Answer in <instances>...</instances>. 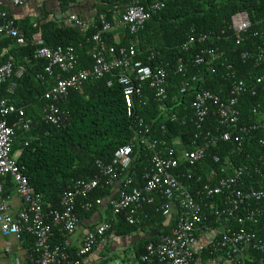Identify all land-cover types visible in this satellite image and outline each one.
I'll return each mask as SVG.
<instances>
[{
	"label": "built area",
	"instance_id": "obj_1",
	"mask_svg": "<svg viewBox=\"0 0 264 264\" xmlns=\"http://www.w3.org/2000/svg\"><path fill=\"white\" fill-rule=\"evenodd\" d=\"M4 2L0 0V38L12 37L22 44L23 37L7 6L23 5L24 0ZM111 2L117 15L112 22L97 11L86 23L73 13L57 14V19L76 27L94 28L85 39L90 42L87 67L78 66L70 44L36 47L18 63H13L9 47H1L0 56L7 54V58L0 64V83L20 77L32 60L44 61L36 73L44 82L40 96L43 121L56 127L64 123L69 111L61 104L69 91L81 93L86 82L105 75L119 84L129 118L127 141L114 148L107 161L95 160L97 174L72 180L56 203L50 204L28 183L23 167L17 163L19 151H12L16 131L29 130L30 118L23 106L0 98V232L17 239L24 233L32 237L25 260L12 264H81L96 242L111 230L117 215L122 214L126 223L139 229L144 223L143 205L153 203L163 218H171L172 224L143 245L138 256L140 264H192L195 251L201 248H195L200 238L202 247L213 254L214 264H264V237L253 229L264 215V16L252 21L245 10H239L217 32L189 28L180 48L186 53L191 46L196 47L188 55L192 70L186 69L180 56L176 57L172 70L180 81L176 93L170 95L168 62L155 61L150 46L138 45L139 31L151 15L163 8V0ZM111 31H115L114 41L106 43L103 34ZM120 31L130 39L121 41ZM254 37L259 42L238 53L242 61L252 58L256 65L245 77L238 76L222 56L224 48L206 44L231 40L238 46ZM219 70L225 83L215 90L203 88L204 79ZM110 83L108 79L106 84ZM12 88L10 84L7 93L11 94ZM185 96H189L186 105ZM245 97L253 99L246 117L242 113ZM149 98L155 103L156 115L144 120L136 109L145 106ZM178 106L186 112L178 114ZM9 114L13 115L10 121ZM166 122L189 124L191 131L182 139L167 130ZM213 147L216 150L211 152ZM134 148L147 156L140 183L133 181L129 173L138 157ZM5 180L12 183L19 198L14 214L9 212V201L2 193ZM114 181L118 186L107 201L110 214L84 230L79 245L70 249L67 239L79 225L77 207L93 210L102 201L93 192ZM55 236L61 241H53ZM249 250L261 256L257 262L252 263Z\"/></svg>",
	"mask_w": 264,
	"mask_h": 264
},
{
	"label": "trees",
	"instance_id": "obj_2",
	"mask_svg": "<svg viewBox=\"0 0 264 264\" xmlns=\"http://www.w3.org/2000/svg\"><path fill=\"white\" fill-rule=\"evenodd\" d=\"M97 1L100 2L97 6V13L102 14L105 19L111 22L116 20L115 8L112 7L114 2L111 0ZM68 2L70 1L62 0V5L66 6ZM163 2V8L151 15L143 29L139 31L138 45L139 48L150 46V49L155 53V61L168 62L166 66L169 83L167 90L170 95L176 93L180 81V76L172 70L176 57L180 56L186 63V69L192 70L188 55L193 53L196 47L191 46L189 52L186 53H183L180 48L186 39L189 28L198 32H217L226 23L229 16L239 10H245L252 21L264 16V0H163ZM42 14L44 16L41 18L42 21L27 18L17 22L12 17L24 41L22 44H17L14 38L3 36L0 38V50L1 47H9L8 54L12 56L13 63H18L25 56H30L36 47L70 44L74 47L78 57V66H89L90 59L87 51L90 42H85V39L90 36L94 28L90 26L76 27L62 20L48 19L46 12ZM114 32L103 34L106 43L114 41L112 37ZM119 34L123 42L130 39L125 31H120ZM258 40V37H254L250 42H244L238 46H235L231 40L208 41L206 44L224 48L222 56L236 69L238 76L245 77L247 71L256 69V65L252 58L242 61L238 53L241 50L250 49L252 43H257ZM6 58L7 54L0 56V64ZM43 64L44 61L41 59L32 60L31 65L26 67L20 77H11L0 83V98L5 97L15 105L23 106L25 115L30 118L29 130L16 131L12 142V151L20 149L17 163L23 167V173L28 183L42 194L44 202L55 204L68 183L75 179L93 177L97 174L95 160L107 161L113 149L127 141L129 118L125 114L119 84L114 78L105 75L86 82L81 93L74 90L69 91L65 102L61 104V107L69 111V117L64 123L56 127L43 121L40 115L43 100L40 96L44 89V82L36 77V73L41 70ZM219 74L220 70L204 79L201 86L212 90L217 89L220 84L225 83ZM108 79H111L109 85L106 84ZM10 84H13L11 94L7 93ZM184 99L186 105L189 96H185ZM243 101L242 113L246 117L253 99L245 97ZM178 109V114L186 112L180 106ZM136 113L144 120H149L156 115L154 101L149 98L145 106L136 109ZM12 117L13 115L9 114L8 121ZM165 125L170 133L178 134L182 139H185L191 131L189 124L178 126L175 123L166 122ZM260 133L261 131L257 132V134ZM214 150L216 149L213 147L210 151ZM134 152L138 154V157L134 158L129 173L133 181L140 183L141 174L148 163L147 156L144 151L138 152L135 148ZM106 189H96L93 195L107 198ZM155 207L156 203L144 204L141 209L143 220L151 227L163 220ZM92 211H84L79 207L76 209L78 217L82 213ZM109 214L110 212H108ZM111 229L116 234H124L133 230L134 226L126 223L124 216L119 214L115 221H112ZM253 229L264 237V215L258 219ZM20 238L27 242L28 249L32 243V237L24 233ZM154 239L153 236L148 240ZM53 241L60 242L61 239L55 236ZM142 250L143 245H140L136 252L137 259ZM249 255L252 263L257 262L261 257L252 250H249ZM193 256L194 258L203 257L214 264L213 254H209L207 249L202 246Z\"/></svg>",
	"mask_w": 264,
	"mask_h": 264
},
{
	"label": "crops",
	"instance_id": "obj_3",
	"mask_svg": "<svg viewBox=\"0 0 264 264\" xmlns=\"http://www.w3.org/2000/svg\"><path fill=\"white\" fill-rule=\"evenodd\" d=\"M4 2V0H2ZM66 6L62 5V0H24L20 6H7L9 14L19 22L24 19L41 20L43 12H46L48 19H57V14L73 13L84 19L85 23L90 20V16L97 11L100 4L97 0H69ZM6 4V2H4ZM43 11V12H42ZM44 21V20H43ZM87 26V24H86ZM37 36V35H36ZM38 37V36H37ZM20 152V149H16ZM118 182L114 181L107 187V198H102L101 203L92 212L79 215V225L77 230L67 239L70 249H74L80 243L81 234L84 230L91 228L95 223L108 215L109 208L107 201L115 195ZM3 196L9 201V212L14 214L19 198L15 193L14 186L8 180L4 181ZM171 218H163L162 222L151 227L146 221L139 229L134 228L124 234H116L113 229L105 232L93 246L90 253L86 255L81 264H140L136 252L140 245H144L149 237L157 236V233L169 230ZM203 245V239L196 241L195 248ZM27 252V242L24 239H17L13 236L3 235L0 232V264H12L14 261L25 260ZM197 251H195L196 253ZM192 264H211L210 260L197 256Z\"/></svg>",
	"mask_w": 264,
	"mask_h": 264
}]
</instances>
